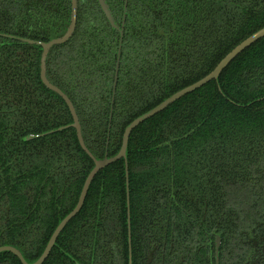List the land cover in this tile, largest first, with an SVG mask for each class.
I'll return each mask as SVG.
<instances>
[{
  "label": "trees",
  "instance_id": "obj_1",
  "mask_svg": "<svg viewBox=\"0 0 264 264\" xmlns=\"http://www.w3.org/2000/svg\"><path fill=\"white\" fill-rule=\"evenodd\" d=\"M106 1L120 25L125 0ZM70 12L71 0H0V246L28 262L75 207L94 162L65 127L67 104L41 81V46L8 36L49 41ZM263 26L264 0H128L121 36L98 0H78L75 31L50 49L46 73L95 157L113 156L131 120ZM127 160L130 250L121 158L95 175L43 264H129V253L131 264H216L217 235L219 264H264V37L217 81L136 126ZM0 264L21 262L3 251Z\"/></svg>",
  "mask_w": 264,
  "mask_h": 264
},
{
  "label": "water",
  "instance_id": "obj_2",
  "mask_svg": "<svg viewBox=\"0 0 264 264\" xmlns=\"http://www.w3.org/2000/svg\"><path fill=\"white\" fill-rule=\"evenodd\" d=\"M127 3L128 0H125L124 2V14H123V19L121 22V25H119L112 14V11L107 3L106 0H98V4L104 13L106 19L108 20L109 24L111 25L112 28L117 29L121 36L123 35L124 31V23H125V17H126V12H127ZM77 13H78V0H71V12H70V21L69 24L65 30V32L58 36L50 39L49 41H39V40H34V39H29L25 37H15V36H8V35H3V36H8L12 38H16L21 42H26L28 44H37L41 46L42 51H41V57H40V78L43 84L50 90L56 92L59 94L65 103L67 104L69 111L72 116V123L69 125H66L65 127H73L76 130V135L79 141V144L81 148L89 155V157L93 160L94 166L92 169L89 171L87 174L78 201L75 205V207L60 221L56 229L54 230L51 238L49 239L42 255L34 262H28L25 257L23 256L22 252L15 246L12 245H3L0 246V253L3 251H9L13 253L22 264H42V262L45 260L47 257L49 251L51 250L52 246L54 245L57 236L61 232V230L64 228V226L67 224V222L73 218L81 209L83 206V203L85 201L87 192L89 190L90 184L95 177V175L98 173L99 170L104 168L105 166L113 163L116 160H119L121 158L124 159L125 161V174H126V184H127V205H128V228H129V250L131 248V234H130V220H129V191H128V160H127V148H128V141L130 134L132 130L138 126L141 122L145 121L146 119L154 116L156 113L164 110L167 106H169L171 103L174 101L178 100L182 96L186 95L187 93H190L197 88L201 87L202 85L206 84L207 82L211 80H218L219 75L221 74L222 70L238 55L240 54L243 50H245L247 47H249L251 44L256 42L258 39L264 37V26L257 31L253 32L249 36H247L245 39H243L241 42H239L237 45H235L226 55H224L223 58L220 59V61L215 65V67L207 73L205 76L200 78L199 80L193 82L190 85H187L178 91L174 92L167 98H165L163 101H161L159 104L154 106L153 108L149 109L148 111L140 114L133 120H131L124 128L123 134H122V139H121V145L118 150V152L113 155V156H107L105 155L102 158H97L95 155L92 153V151L88 148L86 145L83 135H82V128H81V123L78 117V114L76 112L75 106L70 100V98L55 84L50 82V80L47 77V68H46V59L47 55L50 51V49L59 44H63L67 42L71 36L73 35L76 24H77ZM120 50L118 51V57H117V63L115 67V74H114V82H113V91H115L116 85H117V79H118V70H119V61H120V56H119ZM112 118V114L110 115V120ZM64 127H59L57 130H61ZM37 135H29L25 137V139H31L36 137ZM215 252H216V264H219V258H218V250L219 246L221 243L220 236H216L215 240ZM129 264H131V253H129Z\"/></svg>",
  "mask_w": 264,
  "mask_h": 264
},
{
  "label": "flooded vegetation",
  "instance_id": "obj_3",
  "mask_svg": "<svg viewBox=\"0 0 264 264\" xmlns=\"http://www.w3.org/2000/svg\"><path fill=\"white\" fill-rule=\"evenodd\" d=\"M127 4H128V3H127ZM120 25H121V23H120ZM68 213H69V212H68ZM68 213H67V214H68ZM67 214H66V215H67ZM66 215H65V216H66ZM65 216H64V217H65ZM64 217H63V218H64ZM74 217H75V216H74ZM74 217H73V218H74ZM63 218H62V219H63ZM73 218H71L68 222H70ZM62 219H61V220H62ZM61 220H59L58 223L56 224V226L54 227L53 231H52L51 234H50L49 239L51 238V236H52L54 230L56 229V227L58 226V224L60 223ZM68 222H67V224H68ZM67 224H66V225H67ZM66 225L64 226V228L66 227ZM64 228L61 230V232L64 230ZM61 232H60V233H61ZM60 233H59V235H60ZM59 235L57 236V238L59 237ZM57 238H56V241H57ZM49 239H48V241H49ZM48 241H47V243H48ZM56 241H55V243H56ZM47 243H46V245H47ZM55 243H54V245H55ZM46 245L44 246L43 251H44ZM54 245L52 246V248H51V250L49 251V253H48L47 257L45 258V260L49 257V255H50L52 249L54 248ZM1 246H3V245H1ZM43 251L41 252V254L39 255V257L42 255ZM39 257H38V258H39ZM38 258H37V259H38ZM37 259H36V260H37ZM36 260H35V261H36ZM45 260H44V261H45ZM44 261L42 262V264L44 263ZM33 262H34V261H33ZM31 263H32V262H31ZM21 264H22V263H21Z\"/></svg>",
  "mask_w": 264,
  "mask_h": 264
}]
</instances>
